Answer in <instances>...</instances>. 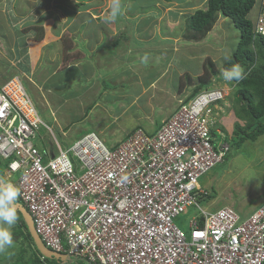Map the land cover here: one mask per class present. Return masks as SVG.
I'll use <instances>...</instances> for the list:
<instances>
[{"label": "built area", "instance_id": "obj_1", "mask_svg": "<svg viewBox=\"0 0 264 264\" xmlns=\"http://www.w3.org/2000/svg\"><path fill=\"white\" fill-rule=\"evenodd\" d=\"M264 3L254 34L264 37ZM221 89L180 101L159 128H136L114 147L89 132L55 153L34 144L43 123L20 77L0 84V160L17 175L16 203L44 246L88 264H264V202L243 217L206 211L199 179L230 145L217 128ZM50 131V127H46ZM221 139L214 144L213 131ZM188 237L174 220L188 208Z\"/></svg>", "mask_w": 264, "mask_h": 264}, {"label": "crops", "instance_id": "obj_2", "mask_svg": "<svg viewBox=\"0 0 264 264\" xmlns=\"http://www.w3.org/2000/svg\"><path fill=\"white\" fill-rule=\"evenodd\" d=\"M43 1L0 0V84L13 76L22 77L31 87L34 100L28 95L32 102L35 101L33 103L43 110L44 116L53 117V123L59 129L65 127L64 132L70 133L71 127L88 120L95 109L109 114L111 104L118 99H125L131 85V104L143 110L146 115L144 122L149 127L147 133L151 134L190 94L187 90L178 91L180 76L190 75V72L177 71V80L172 84L170 78L174 64H171V58L165 66H157L174 52H179L180 46H183V55L188 58H195V53L202 51L200 46L213 28L204 38L192 41L184 37L183 23L179 20L183 16L186 19L196 10L206 9L207 0H186L185 4L182 3L184 6L173 0H152L155 7L152 13L126 15V11L122 10L121 16L127 18L119 24L120 16L114 23H104L105 15L110 11L111 3L108 1L111 0H69L70 5L67 7L65 0L62 3L53 0L62 11L51 9L52 6L45 8L50 2L43 6ZM158 3L162 6L165 3L172 6L174 3L177 6V9L166 14L169 16L173 13L176 16L175 19L168 17L172 28L166 31L165 27L164 32L160 29V34L156 26L164 20L163 15L156 10ZM258 12L259 8L255 19ZM130 16L132 29L124 26ZM148 18L152 22L147 23ZM218 20H221V16ZM151 25L153 28L148 36H144L143 32ZM178 29L182 31L181 35H173ZM120 30L125 34L122 37L119 35ZM130 31L132 34H129ZM17 32L20 33L19 39ZM155 36L162 40L175 39L176 45L162 49L161 42L151 43ZM131 40L138 43H130ZM205 56L203 54V62ZM203 70L204 63L194 75L198 77ZM161 84L162 87L159 86ZM75 107L77 111L72 112ZM157 109L158 122L151 118ZM95 133L101 136L106 134L102 127ZM125 137H109V147L116 146Z\"/></svg>", "mask_w": 264, "mask_h": 264}, {"label": "rangeland", "instance_id": "obj_3", "mask_svg": "<svg viewBox=\"0 0 264 264\" xmlns=\"http://www.w3.org/2000/svg\"><path fill=\"white\" fill-rule=\"evenodd\" d=\"M62 1L63 0H60L59 3H62ZM65 1L67 2L65 4V7L70 5L69 0ZM75 1L79 2V0ZM173 1L177 2L178 4H181V6H184L182 5V3L185 4L184 2L186 0ZM191 1L192 0H190V2ZM48 2H50V4ZM99 2H102V0H100ZM108 3L110 4L111 1H108ZM121 3L122 6H125L124 8L122 7V10L126 11V13L124 12L126 15L129 13H132V15H137L138 13L147 14L152 13V10H155V7H153L152 0H121ZM167 3L163 4L164 6L158 3V5L156 6V10L159 11L161 15H163L162 20H164L162 23H157L156 29L158 30V34H160V29L161 32H164L165 27L166 31H169L172 28L168 21L169 16L173 19H175L176 17L173 13H171L169 16H166V14H168V11H174L175 9H177V6L174 5V3L172 4V6L170 4L168 5ZM42 4L43 6L49 4L44 6L47 9L51 8L52 6L51 9L54 8L62 11V8L56 6V3H54L53 0H44ZM259 5L260 0H256V3L249 15L251 21L255 19V14L259 8ZM126 18L127 17H122L120 15V21H118V24L119 22L126 20ZM129 18H131V16L128 17V22L125 21L127 22V25L124 26L125 28L132 29L133 24L129 21ZM150 19L151 18H148L146 22H152L149 21ZM221 20H218L216 22L211 34L203 42L202 46H200L202 47V51L195 53V58H188L187 56L183 55V53H185V50L183 46H180L181 48L179 52H174L171 56L165 58L162 61L158 60L160 61V63H158L157 67L160 68L161 65L165 66L171 58V64H174V71L171 73L170 78L172 84L177 80L175 77V73L177 71H187L188 73L190 72V75L192 76L194 81H196L197 76H195L194 74L196 71L199 72L202 69V65L203 63L205 65V61L207 59H210L212 62L215 63V66L220 75L222 70V63L231 56L239 40V31L237 28L234 27L231 20L223 17H221ZM179 21L180 23H183V27L185 28V16L180 17ZM121 28L125 30L124 27ZM152 28L153 25H151L146 32H143V35L148 36ZM123 30L119 31L120 37L125 35ZM181 33L182 31L178 29L177 31L173 32V35H181ZM18 34L20 33L17 32V38L19 39L20 35ZM129 34H132V31H130ZM174 40L175 39L162 40L160 37L155 36L154 38H152L151 43L153 44L154 42H161V48L166 49V47L168 48L172 47L173 45H176L175 42L177 41ZM129 42L138 43V41L136 40H131ZM203 54H206L204 62L202 60ZM156 72L158 71H155V73ZM183 75L180 76V79H182V81H185L182 78ZM20 78L28 94H30V97H32V99L34 100L31 87L27 82L23 81L22 77ZM167 80L168 79H164V81ZM159 86L162 87V84ZM212 86L213 88L221 89V91H223L225 95L223 104L218 105L216 107V127L220 128L222 133L226 135L227 138H230L233 126L237 122L233 114L230 102L235 88V83L233 82L232 84H229L223 81L222 79L219 83L213 84ZM131 91V85H129L128 91H126L128 96L121 101H119L120 99H118L117 102H113L109 107V114L105 111L95 109L88 120L81 121V123L71 127L70 133L68 131L64 132L65 127H62L63 129H59L58 127H56L53 123V117H49V115L48 117L44 116L43 110H41L37 106V104L34 103L43 123L46 125V127H50V131L44 126L40 127V139L37 138L36 140H34V144L40 147L41 149L48 148L51 152L55 153V141L60 145L61 148L65 149L71 144L72 141L76 140L77 138L83 136L86 133L92 131L96 132L99 127L105 129L106 134L102 136L98 133L96 134H98L100 138H104V140H107L104 143L108 147L110 146V143L108 141L109 137H115L117 135L125 137L126 135L131 133L134 128H137L138 126H140L139 128H142L145 133L149 132L148 124L144 122V119L146 117L145 113L143 112V110L137 109V105L131 104V100L133 98V96H130ZM187 91H189L190 93L191 87H188ZM47 96L51 95L47 94ZM73 111L76 112L77 107L72 108V112ZM153 115L154 116H152L151 118H154L155 121H157L159 118L158 109L157 111L155 110V113ZM81 119L73 118L72 120ZM133 126L135 127L132 129ZM65 134L67 137L65 136ZM213 134V142L214 144H217L220 141L221 137L217 130H214ZM4 173L5 163L4 161L0 160V178H3L10 183L16 182L18 178L17 175L12 176L10 179H6L3 176ZM199 184L201 190L205 192L204 195L202 194L197 197V203L202 209L206 211H214L217 208L227 206L232 208L241 216L246 214L249 215L250 213H252L257 207H259L264 202V134L258 137L255 141L244 142V144L237 149L230 147L223 162L216 165L206 175L201 177L199 179ZM20 205L22 206V204ZM195 212L196 209L194 207L188 208L184 213L180 214L174 220V224L184 233L186 237H188L190 231L188 226L189 219ZM31 253V245H29L27 241H24L23 238H19L16 240V242L13 243L10 248H7L3 253H0V264H13L18 260H26L28 257L31 256ZM70 261L72 262V264H88L84 260L74 258H71Z\"/></svg>", "mask_w": 264, "mask_h": 264}, {"label": "trees", "instance_id": "obj_4", "mask_svg": "<svg viewBox=\"0 0 264 264\" xmlns=\"http://www.w3.org/2000/svg\"><path fill=\"white\" fill-rule=\"evenodd\" d=\"M261 2L264 3V0H260L259 12ZM255 3L256 0H207L206 9L196 10L189 15L184 28L186 39L200 40L212 30L221 16L230 19L239 31L237 46L221 67L225 69L233 64H239L245 69V78L240 82H234L235 88L230 102L237 122L233 126L230 138L225 139L236 149L244 142L255 141L264 134V37L254 34L255 20L251 21L249 18ZM205 62L203 73L196 77V81L189 74L183 75L185 81L180 79L179 92L191 87V92L185 97L184 103L222 80L215 63L210 59ZM19 207L24 208L20 204ZM16 211L19 219L11 230L13 240L16 242L17 239L23 238L31 245L32 253L26 260H18L13 264H72L71 258L65 254L61 257L44 256L28 232L21 211L19 209Z\"/></svg>", "mask_w": 264, "mask_h": 264}, {"label": "clouds", "instance_id": "obj_5", "mask_svg": "<svg viewBox=\"0 0 264 264\" xmlns=\"http://www.w3.org/2000/svg\"><path fill=\"white\" fill-rule=\"evenodd\" d=\"M121 14V0H111L110 11L105 15L104 23L116 22ZM220 75L223 81L232 84L245 78V69L239 64H233L229 68L222 69ZM223 102L224 100L221 103L223 104ZM219 130L221 131L220 128ZM225 137L227 138L226 135ZM19 196L20 190L17 186L0 178V253L10 248L14 243L11 229L19 219L15 206Z\"/></svg>", "mask_w": 264, "mask_h": 264}, {"label": "water", "instance_id": "obj_6", "mask_svg": "<svg viewBox=\"0 0 264 264\" xmlns=\"http://www.w3.org/2000/svg\"><path fill=\"white\" fill-rule=\"evenodd\" d=\"M15 206H16V209H19L21 211V213L24 217V221L26 223L28 232L33 237L34 242L36 243V246L39 249V251L46 257H50V256L61 257L62 254H58V253L51 251L50 249L46 248L44 246V244L41 242L40 238L35 233V230H34V227L32 224V220H31V217L28 214V212L24 208L19 207V204H16Z\"/></svg>", "mask_w": 264, "mask_h": 264}]
</instances>
